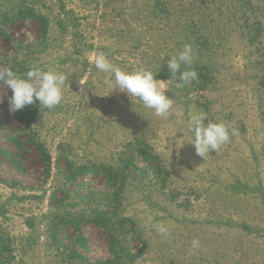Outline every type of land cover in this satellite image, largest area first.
<instances>
[{
	"label": "rangeland",
	"instance_id": "1",
	"mask_svg": "<svg viewBox=\"0 0 264 264\" xmlns=\"http://www.w3.org/2000/svg\"><path fill=\"white\" fill-rule=\"evenodd\" d=\"M236 2L0 0L1 28L25 10L0 33V68L66 76L52 109L11 112L0 82V264H264L259 66ZM185 44L190 84L166 64ZM98 53L159 71L171 113L109 88ZM201 111L239 132L205 158L191 144Z\"/></svg>",
	"mask_w": 264,
	"mask_h": 264
},
{
	"label": "clouds",
	"instance_id": "2",
	"mask_svg": "<svg viewBox=\"0 0 264 264\" xmlns=\"http://www.w3.org/2000/svg\"><path fill=\"white\" fill-rule=\"evenodd\" d=\"M166 64L171 74L180 73V79L185 84L198 79V72L192 67L191 44L183 45L181 50L167 59ZM94 65L106 74L105 83L109 88L127 93L131 100L138 98L145 107L152 109L156 116L166 118L171 113L173 99L166 95L168 85L156 79L159 71L154 72L147 68L127 71L110 62L104 53H98L94 57ZM65 79V74L51 69L34 67L21 75L10 67L0 68V82L12 92L8 97L11 112L21 110L36 101H39V106L48 109L59 105L63 99L62 88ZM190 130L194 137L191 144L195 146L197 155L204 158L210 150L216 152L221 146L229 143L231 137L239 135L238 129L229 128L223 121L209 120L208 114L203 111L191 116ZM154 227L162 236L171 234L169 226L163 222L156 223ZM198 246L199 241L193 240L192 248Z\"/></svg>",
	"mask_w": 264,
	"mask_h": 264
},
{
	"label": "trees",
	"instance_id": "3",
	"mask_svg": "<svg viewBox=\"0 0 264 264\" xmlns=\"http://www.w3.org/2000/svg\"><path fill=\"white\" fill-rule=\"evenodd\" d=\"M237 13L241 25L247 31L245 38L247 43L253 46V54L255 55L254 63L259 66V74H257L256 82V101L259 117L264 120V0H237ZM25 10H20L17 14L9 18L6 23H10L18 19ZM0 27V33L5 29V24ZM7 27V26H6ZM23 117L25 114H22ZM35 147L39 150L41 158L45 165L46 173L49 172V158L43 151L40 145L36 144Z\"/></svg>",
	"mask_w": 264,
	"mask_h": 264
}]
</instances>
